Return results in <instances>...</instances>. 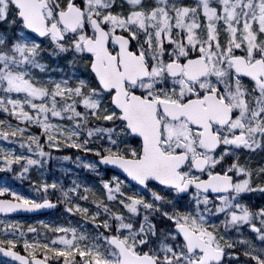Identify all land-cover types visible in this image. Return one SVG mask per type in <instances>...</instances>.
I'll use <instances>...</instances> for the list:
<instances>
[{
    "label": "snow or ice",
    "instance_id": "obj_1",
    "mask_svg": "<svg viewBox=\"0 0 264 264\" xmlns=\"http://www.w3.org/2000/svg\"><path fill=\"white\" fill-rule=\"evenodd\" d=\"M0 141V264H264V0H0Z\"/></svg>",
    "mask_w": 264,
    "mask_h": 264
},
{
    "label": "rangeland",
    "instance_id": "obj_2",
    "mask_svg": "<svg viewBox=\"0 0 264 264\" xmlns=\"http://www.w3.org/2000/svg\"><path fill=\"white\" fill-rule=\"evenodd\" d=\"M33 131H38L37 128H33ZM43 139V137H42ZM3 142V141H0ZM53 152L54 157L57 156H63L65 154L72 156V160H68V161H64V160H57L55 158H53L52 160L48 161V164L46 165V168L44 170L45 175L48 179H52V178H56V177H60V178H64V177H73L76 173H79V171L77 170L78 167L83 168L82 166H80L78 163H73V161L75 160V157L77 155L81 156V159H88V158H92V154L90 153H83L80 150H77L75 148H71V147H65L62 149H52L51 150ZM65 170H71V171H65ZM83 171L88 173V170L83 168ZM91 174V173H89ZM0 175H3V173H0ZM32 176L34 179H40L41 175L35 171L32 172ZM65 182L67 183V180H65ZM28 184L29 181L25 180L23 182V186L21 187L20 185V181H15L14 183H12V187H17L19 188L25 195H35L34 193H31L29 191L28 188ZM7 195V194H5ZM4 195V196H5ZM44 220H49L46 218H41ZM40 219H36L34 221H38ZM34 221H31L29 223H32Z\"/></svg>",
    "mask_w": 264,
    "mask_h": 264
},
{
    "label": "water",
    "instance_id": "obj_3",
    "mask_svg": "<svg viewBox=\"0 0 264 264\" xmlns=\"http://www.w3.org/2000/svg\"><path fill=\"white\" fill-rule=\"evenodd\" d=\"M47 210H39L37 213H13V214H8V215H35V214H42V213H47ZM4 215V214H1Z\"/></svg>",
    "mask_w": 264,
    "mask_h": 264
},
{
    "label": "trees",
    "instance_id": "obj_4",
    "mask_svg": "<svg viewBox=\"0 0 264 264\" xmlns=\"http://www.w3.org/2000/svg\"><path fill=\"white\" fill-rule=\"evenodd\" d=\"M80 172H81V174H83V177L88 176V175H86L85 173H83V171L80 170Z\"/></svg>",
    "mask_w": 264,
    "mask_h": 264
}]
</instances>
